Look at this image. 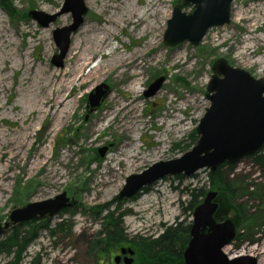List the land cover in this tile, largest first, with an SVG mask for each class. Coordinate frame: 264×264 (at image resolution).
<instances>
[{"label": "rangeland", "instance_id": "obj_1", "mask_svg": "<svg viewBox=\"0 0 264 264\" xmlns=\"http://www.w3.org/2000/svg\"><path fill=\"white\" fill-rule=\"evenodd\" d=\"M82 1L87 9L82 24L86 21L97 31L105 25L103 19L106 12L100 10L103 0ZM137 1L131 0L136 8L139 7ZM178 1L166 0L163 3V13L157 17L161 31L155 36V46L150 50L145 49L143 67L138 69L143 75L138 92L140 100L135 112V127L138 129L130 123L132 128L121 131L115 125L108 126L107 121H99L113 87L125 90L128 82L133 80L124 77L120 82L116 80L119 77H113L112 73L107 74L102 81L107 86L108 93L92 112L87 110V96L101 84L100 81L91 91L74 86L72 108L59 121L58 126H53L50 115L33 118V114L22 112V108L27 106L23 95L28 78L32 79L40 67L46 72L61 70L67 62L72 35L82 24L70 36L62 67H55L51 63V57L58 53V48L52 32L69 25L72 22L71 13H64L47 27H41L28 17L27 12L36 9L53 14L63 7L64 0H0V26L9 37L6 42L10 45L7 47V54L0 52V84L5 86V92L0 94V134L5 132L15 136L20 128L29 125V141L22 150L17 166L12 164L9 171L11 177L3 181L0 187V226L7 221L13 208L29 202L53 198L62 192H66L74 202L73 206L59 211L49 221L51 228L61 221H69L71 229L55 233L41 230L27 247L24 262L38 252L41 256L40 264H93L87 247L99 228L101 216H96L94 212L98 210V206L111 202L117 196L125 178L130 174L142 172L158 161L179 158L194 146L193 131L209 104L205 97L206 85L216 59L225 58L232 66L246 70L253 77L264 78V25L261 21L257 26L252 20L237 21L233 17L242 6L244 9L251 2L260 4L264 0H234L228 24L209 29L195 47L188 42L169 47L163 43V34ZM109 3L115 6L126 4L127 0H109ZM182 8L184 12L192 9L190 5ZM116 32V36L108 39L106 53L119 46H123L122 49L126 47L132 51L138 50L142 43L146 44L150 39L148 30L141 37L127 27L116 29ZM246 44L249 46L247 51L243 48ZM252 51L255 52L250 58H242L245 53ZM25 57L33 68L28 73L29 77L21 80L24 69L21 62ZM172 57L177 59L176 65L170 64L169 59ZM100 60L98 57L90 60L84 71L87 72ZM258 60L262 61L261 66L254 63ZM159 77L163 78L160 88L155 94L146 96L144 93L149 85ZM4 78L6 80L1 81ZM120 97L123 98L122 95ZM166 115L175 116V120H181L182 124L165 128ZM96 123L97 126L92 129ZM131 146L135 149L131 150ZM101 148H105L102 156L98 152ZM39 155H46L43 164L38 169L29 170V162L33 158H39ZM109 157L114 158L110 164L107 163ZM0 163L6 164V161ZM51 165L55 167V172L63 173L56 182L44 175ZM109 166L113 169H109ZM223 171L228 178H234L238 182L240 188L236 203L245 206L243 209L247 222H244L246 227H242L244 231H235L234 239L226 245L228 249L225 250L224 246L222 252L228 260H238V263L253 260L254 264H258L259 255L240 249L244 245L258 246L264 240V172L247 158L242 159L231 170L224 167ZM175 177L165 176L150 185L149 189L134 195L135 198L121 201V210L127 211L123 224L128 236L143 234L155 237L165 226L176 221L191 223V216L181 212L182 203L185 205L187 201L184 188L206 183V172L204 169L199 170L184 177L182 181ZM246 185L256 193L245 192L243 187ZM206 186L208 189V183ZM233 251L236 253L232 254ZM115 253L117 251L101 264H114ZM10 259V256L0 254V264H6ZM135 262L144 264L137 260Z\"/></svg>", "mask_w": 264, "mask_h": 264}, {"label": "water", "instance_id": "obj_2", "mask_svg": "<svg viewBox=\"0 0 264 264\" xmlns=\"http://www.w3.org/2000/svg\"><path fill=\"white\" fill-rule=\"evenodd\" d=\"M233 1L179 0L167 20L163 43L169 47L183 42L197 46L209 29L230 22ZM185 5H190L192 9L184 12L182 7ZM86 10L82 0H64L63 7L53 14L36 9L27 12L28 17L41 27H47L64 13H71L72 22L52 32L58 48V53L51 57L55 67H62L70 36L82 24ZM211 71L205 95L209 104L195 128L197 140L194 146L179 158L155 162L142 172L127 176L117 193L118 200L130 199L165 176L189 177L203 169L214 171L223 163L235 165L264 146V78L253 77L246 70L232 66L225 58L216 59ZM162 82V77L156 78L144 94H155ZM107 93L104 83L96 86L87 96L88 112L94 111ZM104 150L98 149L101 156ZM216 196L215 190H208L193 209L190 238L182 253L184 264H254L253 260L241 263L228 260L223 254L222 248L234 239L235 227L229 218L216 219ZM73 205L66 192L29 202L13 208L0 229H8L31 219L52 218ZM133 255L134 250L130 246H123L113 257V262L119 264L122 260L123 264H134Z\"/></svg>", "mask_w": 264, "mask_h": 264}, {"label": "bare ground", "instance_id": "obj_3", "mask_svg": "<svg viewBox=\"0 0 264 264\" xmlns=\"http://www.w3.org/2000/svg\"><path fill=\"white\" fill-rule=\"evenodd\" d=\"M165 1L151 0L143 2L138 0L137 4H139V7L136 8L131 0H127L126 4L121 3L115 6L109 3V0H103L100 10L106 12V17L103 19L105 25L96 31L94 27L89 26V23L85 21L72 35L67 62L61 70H50L46 72L43 67H40L32 79L28 78L26 92L23 95L27 106L22 108V112L25 111L33 114V118L50 115L52 116L53 126H58L60 124L59 121L72 108L73 96L75 95L73 89L75 85L77 89L87 88L92 90V87L97 82L100 81L102 83L105 76L112 73L113 77H119L116 79L117 81L122 82L124 77L133 80L128 82L125 90L119 87H113L112 92L107 96V101L99 117V121H107L108 126L115 125L121 131L129 130L132 128L131 125L135 127L137 125L135 112L138 108V101L140 100L138 92L143 80L142 71H138V69H142L143 67L145 49L150 50L155 46V36L161 31L157 17L163 13L162 5ZM243 7L233 15L237 21H240V19L252 20L256 25L261 21L264 25V3L255 4L251 2L248 7L244 9ZM126 27L129 31H132L136 36L140 37L144 34V31L148 30L150 32V39L146 44L142 43L138 50L132 51L126 47L122 49L123 46H119L106 53L109 37L117 35L116 29H125ZM7 38L9 37L4 34L0 26V48H3L0 49V52L3 55L7 54V47L10 46L6 42ZM4 42L7 43L5 47ZM247 44L243 46L246 51L249 49ZM254 52L245 53L242 58H250ZM10 53L12 54V52ZM96 57L101 60L85 72L84 67L90 60ZM26 59L25 57L24 61L21 62L24 68L21 73V80L29 77L28 73L33 68L31 62ZM169 62L171 65L178 63L174 57L170 58ZM254 63L261 66L262 61L258 60L254 61ZM5 80L6 78L1 81ZM4 87V85L0 84V94L5 92ZM121 95L123 98L120 97ZM166 118L165 128L180 126L182 124L181 120H175V116L166 115ZM130 123L132 124L130 125ZM28 126L25 125L20 128L15 136L12 133L6 134L5 132H1L0 134V158L3 159H0V162L6 161V164L0 163V187L3 181L11 177L9 171L11 170L12 164L17 166L22 150L29 141ZM96 126L97 123L92 129ZM135 128L136 130L138 129V127ZM134 149L135 147L131 146V150ZM38 157L33 158L29 162V170L38 169L46 159V155H39ZM113 160L114 158L109 157L107 163L110 164ZM109 169L113 168L109 166ZM44 175L56 182L63 176V173L55 172V167L51 165L50 169L46 170ZM224 249L226 250L228 247L225 246ZM240 250L248 251L253 255H259L257 263L264 264V240L258 246L248 247L244 245ZM234 253L236 251H233L232 254Z\"/></svg>", "mask_w": 264, "mask_h": 264}, {"label": "trees", "instance_id": "obj_4", "mask_svg": "<svg viewBox=\"0 0 264 264\" xmlns=\"http://www.w3.org/2000/svg\"><path fill=\"white\" fill-rule=\"evenodd\" d=\"M9 11V9H7ZM10 15L11 12L9 11ZM193 144L197 140V134L193 131ZM259 170L264 172V146L254 154L246 157ZM236 165V164H235ZM231 170L234 165L221 164L214 171L205 169L207 181L204 184L186 186L184 188L187 195L186 204L181 206L182 214L192 215L193 209L198 205L207 190L217 192L216 200L218 203L215 217L217 220L229 218L235 227L236 233H242V227H246V213L244 207L236 203V197L239 192V185L236 179L228 178L223 168ZM176 179L182 181L183 175H175ZM208 183V189L206 184ZM150 186L143 190L149 189ZM247 193L254 194L256 191H250L249 186L243 187ZM131 198H135L132 196ZM115 197L111 202L98 206L94 212L100 216L99 228L90 240L87 253L93 264L106 262L112 253L118 251L123 246H130L134 250L137 261L144 264H184L182 253L189 241L190 223L186 221H176L175 223L165 226L157 236H147L135 234L128 236L123 224V218L127 211L121 210V202ZM114 205L113 209L111 206ZM68 207L62 209L67 210ZM246 209V208H245ZM61 211V212H62ZM226 212V213H225ZM226 214V215H225ZM50 218H38L24 221L20 224L11 226L4 230L0 229V254L10 256L11 259L6 264H40V254L34 253L24 262L25 251L27 247L38 237L41 230L50 232L68 231L71 229L69 221H61L53 228L49 225ZM53 230V231H52Z\"/></svg>", "mask_w": 264, "mask_h": 264}, {"label": "flooded vegetation", "instance_id": "obj_5", "mask_svg": "<svg viewBox=\"0 0 264 264\" xmlns=\"http://www.w3.org/2000/svg\"><path fill=\"white\" fill-rule=\"evenodd\" d=\"M118 253H119V251H117V253H115V255L118 254ZM133 259H134V264H136V262H135V260H136L135 255L133 256ZM119 264H123L122 260H120Z\"/></svg>", "mask_w": 264, "mask_h": 264}]
</instances>
